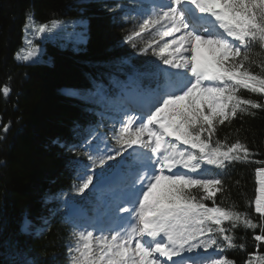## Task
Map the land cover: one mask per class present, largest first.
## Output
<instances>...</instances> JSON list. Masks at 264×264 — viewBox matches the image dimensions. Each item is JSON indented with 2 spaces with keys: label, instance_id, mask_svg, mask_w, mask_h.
Listing matches in <instances>:
<instances>
[{
  "label": "snow or ice",
  "instance_id": "6c2138e0",
  "mask_svg": "<svg viewBox=\"0 0 264 264\" xmlns=\"http://www.w3.org/2000/svg\"><path fill=\"white\" fill-rule=\"evenodd\" d=\"M108 10L133 21L123 42L159 64L150 62L140 73L153 83H137L116 100L95 80V91L64 90L85 102L107 100L115 113L95 112L101 122L83 128L77 122L72 131L78 142L54 141L87 159L67 162L78 181L72 191L83 195L108 175L123 177L113 201L102 213L94 209L95 217L86 222L74 217L86 215L82 207L64 201L70 207L65 219L72 221L67 264H236L227 252L246 248L237 243L245 239L238 229L252 230L257 249L243 264H264V158L254 159L256 153L239 137L218 138L221 126L264 111V0H131V7L117 3ZM80 23L84 30L74 35L86 43L87 22ZM63 24H37L26 11L24 46L15 59L35 62L41 52L35 40ZM2 93L7 97L10 88ZM249 163L257 165L249 202L256 220L235 204L217 202V194L228 191L224 177L230 167ZM31 223L26 217L21 231L28 232Z\"/></svg>",
  "mask_w": 264,
  "mask_h": 264
},
{
  "label": "trees",
  "instance_id": "16d2710c",
  "mask_svg": "<svg viewBox=\"0 0 264 264\" xmlns=\"http://www.w3.org/2000/svg\"><path fill=\"white\" fill-rule=\"evenodd\" d=\"M117 3L131 7L129 0H0V264H67L72 221L65 216L70 207L82 206L92 214L94 209L104 207V197L93 186L83 195L72 191L78 181L75 168L67 162L79 159L87 163V159L54 141L78 142L72 131L77 122L83 128L89 122H101L95 112L115 114L112 106L104 105L107 100L81 101L66 95L65 89L95 91V80L103 85L104 92L113 94L130 78L141 84L153 83L140 73L150 62L159 61L151 55L137 54L123 42L133 21L122 19L119 11L108 10ZM26 11L34 13L37 24L52 19L85 20L87 42L72 48L45 39L40 41L43 53L38 60L17 61L15 53L24 46ZM4 86L10 88L7 97L2 93ZM104 121L111 124L108 119ZM5 125L7 132L3 130ZM226 135L229 142L237 137L245 140L256 153L254 159L264 158V111L256 110L254 117L237 119L230 127L221 126L218 138L223 140ZM256 167L253 163L230 167L224 177L228 191L223 196L217 194L218 203L223 200L225 207L235 204L254 220L258 214L254 203L249 202L255 197ZM60 194H64L62 199H47ZM64 201L70 207H64ZM26 217L32 222L29 232L21 231ZM39 227L43 231L37 232ZM237 236L245 238L237 243H245L246 248L229 250L227 255L236 264H243L247 254L257 249L252 230L238 229Z\"/></svg>",
  "mask_w": 264,
  "mask_h": 264
},
{
  "label": "rangeland",
  "instance_id": "374dc122",
  "mask_svg": "<svg viewBox=\"0 0 264 264\" xmlns=\"http://www.w3.org/2000/svg\"><path fill=\"white\" fill-rule=\"evenodd\" d=\"M59 20L64 22V24L62 25L61 28L53 30V32H51V33L42 34L41 37H39V39L35 40V43L41 49V52L38 54V57L36 60H38L43 53V49H42V45H41L40 41L48 39L50 41H57L63 47H72V48L76 46V43H78L74 34L79 33V32L84 30L83 29L84 27L80 23L82 21V19H59ZM28 63H32V62H28ZM161 67H164V66L161 65ZM118 95L119 94H117V97H119ZM106 96H107V94H106ZM107 104H108V102L104 103V105H107ZM103 129H105V128L104 127L100 128V131L103 132ZM97 171H99V169H97ZM94 183H95V179H94Z\"/></svg>",
  "mask_w": 264,
  "mask_h": 264
}]
</instances>
